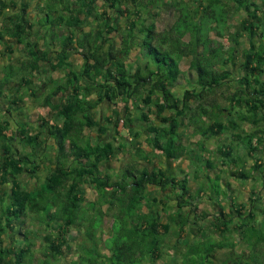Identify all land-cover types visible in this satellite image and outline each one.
Instances as JSON below:
<instances>
[{
	"label": "trees",
	"instance_id": "16d2710c",
	"mask_svg": "<svg viewBox=\"0 0 264 264\" xmlns=\"http://www.w3.org/2000/svg\"><path fill=\"white\" fill-rule=\"evenodd\" d=\"M14 1L0 0V42L7 38L23 48L17 65L24 72L17 77L11 63L0 70V187L10 184L0 193V264L25 262L32 242L23 227L35 222L46 242L39 264H54L75 223L84 240L78 258L68 264H158L170 250L166 242L175 237L180 264H264V219L259 224L264 214V156L259 155L264 153V46L255 42L264 26L259 17H264L259 10L264 1L258 6L231 0V10L245 14L232 33L223 31L229 14L225 0H199L197 11L174 1V21L163 31L146 20L163 0H43L34 17L26 2L4 14L9 4L17 6ZM99 1L102 8L96 10ZM58 27L64 35L56 33ZM225 36L232 42L226 51ZM244 37L246 47L238 52ZM75 54L81 58L77 70L68 61ZM54 73L62 75L53 79ZM182 78L186 88L178 92ZM22 93L48 109L49 118L41 117L37 130L13 115ZM105 102L119 107L114 119H96ZM10 120L16 127L7 134ZM120 120L131 140L145 135L150 151L133 145L139 159L132 156L120 173L102 174V165L125 149L111 132ZM226 133L227 140L206 157L205 141ZM192 136H199L197 153L185 144ZM156 153L167 162L186 159L192 179L200 181L196 192L189 190L188 172L181 170L178 178L149 167ZM40 170L46 176L36 188L21 186V175L33 178ZM230 179L238 188L252 185L246 201L230 193ZM87 190L96 194L95 201L86 200ZM205 197L210 213L199 209L197 199ZM152 207L154 213L143 211ZM104 217L111 220V234L101 240ZM15 229L23 236L19 246L12 237ZM4 236L16 247L8 248ZM222 250L230 252L227 259L213 256Z\"/></svg>",
	"mask_w": 264,
	"mask_h": 264
},
{
	"label": "rangeland",
	"instance_id": "374dc122",
	"mask_svg": "<svg viewBox=\"0 0 264 264\" xmlns=\"http://www.w3.org/2000/svg\"><path fill=\"white\" fill-rule=\"evenodd\" d=\"M41 0H15V4L17 6L12 7L9 4V7L7 10H5L4 14H10L16 11L17 8L20 7L21 3H29V9L28 12H30V17H34L33 16V12L34 10H36L37 5L40 3ZM66 1V0H65ZM174 1L176 0H163L162 4H158L155 8L151 9L149 12V17L146 18L147 23H150L151 21H154V23L156 24L157 27V31H163L169 28V26L173 23L174 21ZM264 0H247V3L249 2H255L258 6H260L262 4ZM183 2L190 4L191 8L193 9V11H197L199 10V5H200V1L199 0H183ZM98 7L97 9H101V1H99L98 3ZM129 4V3H128ZM130 6V4H129ZM226 9H229V14L227 15V26L226 28L223 29L224 32H231L233 31V29L236 28H240V22L242 23V20L245 17V14L243 11H239V12H233L231 10V8L235 7V4L232 3L231 0H225V7H227ZM58 7V5H57ZM261 12L264 11L262 9V7L260 6L259 9ZM259 11V12H260ZM35 13V12H34ZM260 14V13H259ZM260 19L264 20V17L260 14L259 15ZM1 27V25H0ZM42 28V27H41ZM88 27H86L84 30H87ZM56 33L58 35H64L65 32L63 31V28H56ZM264 32V26L261 25L260 28L258 29V31H256L257 35L255 37V42L258 43L259 45L264 46V35L262 34ZM121 33V32H120ZM227 36V35H226ZM225 38L223 40H221V43L223 45V50L226 51L228 49V47H230L232 45V42L230 40H228V38ZM215 37V36H214ZM115 39L116 43H119V36L118 35H114L113 37ZM32 40H34L32 38ZM187 40V38L185 39ZM46 41V40H45ZM49 41V39L47 40V42ZM40 45H42L44 43L43 40L38 41ZM55 45L56 42H55ZM54 45V47H56ZM135 46V45H133ZM244 47H246V40L245 37L241 38L239 40V45L236 46L238 52H240ZM22 50L23 48L18 46L17 44H15L13 41L8 40L7 38H4L3 41L0 42V70L1 68L6 65V64H13V66L11 67L12 71H16L17 73V77L24 76V72L21 71L20 69H18V62L22 57V54H19L18 50L20 49ZM135 48V50H133ZM131 53V60L133 58L134 55H136L137 53V48L134 47ZM244 50V49H243ZM9 51L12 52V55L9 53ZM21 52V51H20ZM73 56H76V58H78V56L75 54ZM241 57L236 59V65H238L240 63ZM188 65V61L185 59L181 62V66L183 68L184 71H186V67ZM16 66V67H14ZM10 69V68H9ZM59 74V76H58ZM190 77L192 80H194V73L190 72ZM62 74L61 73H54L52 74L53 79L59 78ZM14 80H16V77H14ZM33 80L38 81L37 77H35ZM35 81V83H37ZM39 84H41L42 82H40V80L38 81ZM16 82L13 81L10 86H13ZM180 85L178 87V92H182V90L184 88H186V84L185 81L183 80V78L180 81ZM24 92L26 91V87H24L22 89ZM7 91V90H6ZM21 99L19 101V109H17V111L13 114L16 115V117H18L20 120L22 121H26L29 126L32 127V131L37 130V126L38 123L41 119V117L45 116V118L47 117V112L48 109H43L39 106H37V103H35L34 99L32 97H30L28 94L25 95V93L19 94ZM1 102V101H0ZM4 103H6V101H4ZM3 108V105H2ZM0 108L1 113H0V117L2 116V112L3 109ZM114 108H116L114 110ZM99 109V114L96 115V118H98V116H109L112 117L113 119L115 118V115L113 114L115 111L119 112V107H114V105L108 103H102V105L98 108ZM131 114H135V111H133V109H131ZM133 116H136L133 115ZM132 116H130L131 118ZM49 118V115H48ZM51 120V119H50ZM54 120L52 119L49 124L54 123ZM138 124V123H137ZM136 124V126H137ZM112 125V124H111ZM110 125V126H111ZM16 127V123L14 120H10V126L8 128L7 134H10L11 131L14 130V128ZM112 127V126H111ZM118 131L120 132V135H114V131L112 129V134L113 137L116 139L114 140L115 144H122L123 147H125V149L121 150V153L118 154L115 158H113L110 162L103 164L101 167L102 170V174L106 173V172H115V173H120V171L122 170V168L127 165L129 163V161L132 159V156L134 158L139 159L135 154V147L133 146L135 143L133 140H131V135L127 133V131H123L122 129V122L120 121L118 124ZM191 130V129H190ZM190 132V131H189ZM228 136V133L224 134L223 136H220L218 138H211L208 141H205V148L208 149L207 153H203L206 157L209 154V152L212 150L213 152L215 151V149L217 148L218 145L222 144L225 142L226 137ZM45 136V135H44ZM43 137V136H42ZM101 138V136H99ZM16 138V137H15ZM94 138V135H93ZM144 138L145 135H141L139 140H138V144L139 146L143 145L146 147L145 143H144ZM199 136H192L189 137L188 139H186L185 144L188 145L189 148H193L195 149L196 146V142L198 141ZM227 140V139H226ZM15 141V142H14ZM14 141H12L11 145L12 147H16V144L18 142V138H16ZM200 142V141H199ZM20 151V147H17ZM211 151V152H212ZM195 152L197 153V150L195 149ZM156 157L152 158V164L149 167H155V168H162L166 173L168 174H172L173 176H182V174L180 173V171H184V173L188 172L192 173V166L191 164H189V162L186 159H181L175 162H167L163 159H161V156H159L157 153L155 154ZM260 156H264V153L259 154ZM212 158V157H210ZM214 159V158H213ZM262 161L264 162V157L262 158ZM145 165V163L142 161V165ZM219 165V164H218ZM220 168V166L218 167ZM215 171H213V173L211 172V174L213 175ZM203 174V173H202ZM46 176V172L44 170H40L35 177L33 178H26L24 177V175H21L20 177V184L23 187H26L27 189H34L37 187V184L42 182L45 179ZM189 189L191 190H195V188L197 187L198 184H200V181H195V179H192L191 175L189 174ZM229 180V179H227ZM230 183H231V187L232 189L230 190V193H239V197L241 198V200H247V196L249 194V192L251 191V189L253 188L252 185L250 183L245 184V186H240V188H238L239 186H237L236 184H234L231 179H230ZM10 186L9 183H5L4 187H0V193L2 191H6L7 188ZM258 190V189H257ZM192 193V191H190ZM160 194V193H158ZM163 195V194H160ZM202 196V195H201ZM96 198V194L93 192V190H87L86 193V200L87 201H95ZM198 201V205H199V209L200 210H204L206 212L210 213V210L212 209V206L210 205V203L207 201L206 197L203 201H200V199H197ZM264 205V203H263ZM156 207H152L149 210L146 208H143L144 212H155L156 211ZM173 210V204L169 203L167 205V211H172ZM164 217V213L161 214V218ZM259 219L261 221H259V224H262V220L264 219V214H262ZM212 220V218H210L209 220L204 221L203 223L206 225L207 223H209ZM77 221V220H76ZM27 226L23 227L24 229H27L29 231V241H31L32 243V248L30 249L29 253L26 254V257L24 258L25 262L23 264H39V261L41 262V260L43 259V253H44V248L46 246V242L43 240L44 234L45 232L43 231V227L40 226L37 222H35L34 224H26ZM111 220L110 218H103V223L101 225V232L98 235V238L102 239H106L110 234H111ZM194 229H192L193 231ZM27 231V232H28ZM195 231V230H194ZM13 239L18 240L16 241V245L19 246V241L23 240V236L19 234V231L17 229H15V233L12 236ZM66 238H67V243L62 247V254L61 255H57L53 260L54 264H68L69 262L76 260L78 258L79 255V246L81 244V242L84 240V230L81 228V226L78 225V223H75L74 226L70 227L66 233ZM4 243L6 244V246L8 248H15L16 245H14V247L12 246V239L8 236H4ZM26 243H28L27 241H25ZM98 248L99 250H101V253H105L104 250H102V243L100 241H98ZM178 240L177 238H171L170 242H166V244L170 247V250L167 248L165 251V254L163 256V258H161L158 261V264H163V262H176V264H180V259L178 257V251L180 250V245H177ZM240 250H242V247L239 246L237 248V252H239ZM219 256L222 258H228V256L230 255V252L228 250H222V251H218L216 253L213 254V256Z\"/></svg>",
	"mask_w": 264,
	"mask_h": 264
},
{
	"label": "crops",
	"instance_id": "0c3cea01",
	"mask_svg": "<svg viewBox=\"0 0 264 264\" xmlns=\"http://www.w3.org/2000/svg\"><path fill=\"white\" fill-rule=\"evenodd\" d=\"M40 6L41 5H43V0H41L40 1ZM88 30V29H87ZM78 56V58H76V56H73V55H71L70 57H69V59H68V61L71 63V64H73V66H74V69H79V66H80V64H81V58L79 57V55H77ZM58 76H59V74H58ZM99 114V111L98 110H96V112H95V117H96V115H98ZM107 116V115H106ZM105 117V116H104ZM98 118L99 119H101L102 120V116H98ZM98 118H96V119H98ZM150 120L152 121V123L154 124V125H159V119H157L153 114H150ZM121 121V120H120ZM119 121V122H120ZM103 121H101V123H102ZM113 122V121H112ZM112 122H111V124H112ZM122 122V121H121ZM111 124H109V126L111 125ZM119 124V123H118ZM118 129V125H117V127H116V129L114 128L113 129V131H114V134L116 133V132H118V134L117 135H120V132L121 131H118L117 130ZM123 129V128H122ZM123 131H126V130H123ZM99 136H101V135H99ZM102 138V137H101ZM138 140L139 139H133V141H134V145L136 146L137 144H138ZM144 143H145V138H144ZM139 145V144H138ZM137 145V146H138ZM145 145H146V143H145ZM139 148H142L144 151H146V152H149L150 151V149H149V147L146 145V147L145 146H143V145H141V146H139ZM158 154V153H157ZM159 156H161V155H159ZM161 159H163V160H165L162 156H161ZM131 161V160H130ZM173 162H175V161H173ZM178 178H183V174H182V176H178ZM197 188V187H196ZM196 188H195V190H196ZM190 191H192V193H195L196 191L194 190H191V189H189ZM237 193V192H236ZM235 193V194H236ZM234 194V193H233ZM232 194V195H233ZM239 193H237L236 195H238ZM239 196V195H238ZM239 201H242L241 200V198L239 197Z\"/></svg>",
	"mask_w": 264,
	"mask_h": 264
}]
</instances>
